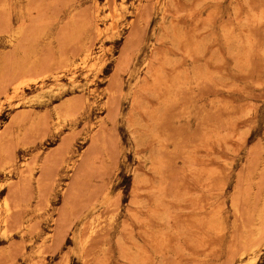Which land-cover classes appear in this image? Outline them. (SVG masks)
Segmentation results:
<instances>
[{"label": "rangeland", "instance_id": "1", "mask_svg": "<svg viewBox=\"0 0 264 264\" xmlns=\"http://www.w3.org/2000/svg\"><path fill=\"white\" fill-rule=\"evenodd\" d=\"M0 105V264H264V0H0Z\"/></svg>", "mask_w": 264, "mask_h": 264}, {"label": "bare ground", "instance_id": "2", "mask_svg": "<svg viewBox=\"0 0 264 264\" xmlns=\"http://www.w3.org/2000/svg\"><path fill=\"white\" fill-rule=\"evenodd\" d=\"M108 3V2H107ZM111 10V9H110ZM110 14V13H109ZM111 15V14H110ZM114 15V14H113ZM113 17V16H112ZM111 20H112V18H111ZM112 22V21H111ZM116 22V21H115ZM104 24V23H103ZM110 24H112V23H110ZM115 25V24H114ZM107 27V26H106ZM106 29V28H105ZM17 31V30H16ZM19 33V32H18ZM17 33V34H18ZM99 33V32H98ZM12 35V34H11ZM17 36V35H16ZM95 36V35H94ZM86 49V48H85ZM103 65V64H102ZM101 65V66H102ZM65 66V65H64ZM22 75H23V73H22ZM88 75V74H87ZM24 77V76H23ZM20 79V78H19ZM17 84V83H16ZM14 88H15V85L13 86ZM18 89V88H17ZM19 92V91H18ZM67 99V98H66ZM1 106V105H0ZM56 106V105H55ZM64 114V113H63ZM65 115V114H64ZM60 119V118H59ZM26 169V168H25ZM9 184V183H8ZM7 193V192H6ZM9 204V203H8ZM6 206V205H5ZM7 206H9V205H7ZM4 207V206H3ZM8 208V207H7ZM7 211V210H6ZM5 211V212H6ZM9 215V214H8ZM113 218V217H112ZM99 219V218H98ZM111 219V218H110ZM4 220H5V218H4ZM96 221V220H95ZM111 221H112V219H111ZM100 222V221H99ZM103 222H105V221H103ZM111 224V223H110ZM99 225V224H98ZM88 227V226H87ZM86 228V227H85ZM103 228V227H102ZM8 229V228H7ZM98 229V228H97ZM104 229V228H103ZM256 229H257V227H256ZM263 230V229H262ZM98 231V230H97ZM91 232V231H90ZM4 233V232H3ZM94 233V232H93ZM260 234V233H259ZM83 236V235H82ZM89 236V235H88ZM248 245V244H247ZM83 246H84V243H83ZM243 246H244V244H243ZM250 247H251V245H250ZM243 249H245V248H243ZM248 249H249V247H248ZM247 250V249H246ZM242 251H244V250H242ZM242 257V256H241ZM68 263V262H67Z\"/></svg>", "mask_w": 264, "mask_h": 264}]
</instances>
